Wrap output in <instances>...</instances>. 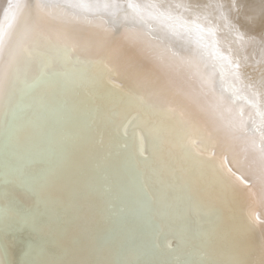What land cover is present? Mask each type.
Listing matches in <instances>:
<instances>
[{
  "label": "snow or ice",
  "instance_id": "1",
  "mask_svg": "<svg viewBox=\"0 0 264 264\" xmlns=\"http://www.w3.org/2000/svg\"><path fill=\"white\" fill-rule=\"evenodd\" d=\"M238 33L219 0H7L0 264H264V28Z\"/></svg>",
  "mask_w": 264,
  "mask_h": 264
},
{
  "label": "bare ground",
  "instance_id": "2",
  "mask_svg": "<svg viewBox=\"0 0 264 264\" xmlns=\"http://www.w3.org/2000/svg\"><path fill=\"white\" fill-rule=\"evenodd\" d=\"M7 0H0V15H2V7L6 4ZM219 2L225 5L231 16L234 18V22L239 24L241 33H247L249 35H259L261 29L264 28V0H219ZM251 46L249 51H251ZM257 58L260 57L259 46H256ZM259 209L256 210V215H259ZM52 225L57 226V220L55 217L51 220ZM72 233H69V240L71 239ZM161 245L164 244L165 240L163 237L160 238Z\"/></svg>",
  "mask_w": 264,
  "mask_h": 264
}]
</instances>
